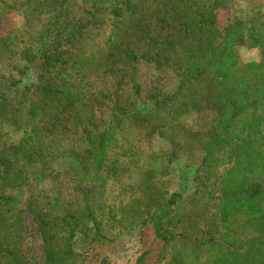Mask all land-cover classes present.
Here are the masks:
<instances>
[{
    "label": "trees",
    "instance_id": "16d2710c",
    "mask_svg": "<svg viewBox=\"0 0 264 264\" xmlns=\"http://www.w3.org/2000/svg\"><path fill=\"white\" fill-rule=\"evenodd\" d=\"M70 1L25 0L21 4L26 17L25 29L17 34L13 30L1 32L7 15L16 11L17 5L0 0V63L6 55L12 63L13 56L26 61V69L30 68L29 64L41 61L38 83L31 85L36 97L28 110L32 121V124L26 121L29 132L17 145H7L8 158L0 155V167H4L0 168V205L11 201L4 189L8 186L7 165H13V159H21L28 166L38 162L45 165L56 145L46 131L65 127L68 122L78 127L84 120L89 124L92 115L86 110L91 109L88 102L93 100L88 91L91 74L104 68L106 73L119 72L118 76L112 75L121 79L122 70L129 66V81L137 93L135 64L145 62L158 75L169 71L176 82L172 94H164L158 83L152 84L148 100L152 101L157 120L178 119L190 112L212 115L210 130L206 133L187 130L183 143L176 144L180 151L194 145L203 151L205 175L201 182L206 189L207 182L214 178L212 197L216 201L219 230H223V242L219 245L223 253L209 264H264V14L234 18L220 26L219 10L226 7V0H207L203 4L198 0H82L89 8L81 7V13L80 9L70 10ZM33 20H42L44 24L32 30ZM105 21L111 26L103 44L106 50L101 47L100 52L94 48L88 50L89 30ZM241 47L258 50L259 59L242 62ZM16 84L18 80L14 76L5 78L0 72V110L16 108L5 96L7 91L11 95L19 94V89L10 91L11 85ZM24 90L21 95H26L29 88ZM101 98L104 100L105 95L101 94ZM114 110L120 107L114 104ZM130 113L131 116L115 113L111 125L96 136V166L105 168L106 173L98 177L101 180L94 193L101 198L99 206L96 208L90 202L89 186L81 189L82 205L67 212L65 235L52 233L50 221L39 217L44 247L40 261L44 264L72 263L76 255L73 247L80 235L87 237L91 226L104 213L106 184L116 181L121 172L115 161H106L110 159L109 151L118 145L115 135L123 131L126 116L148 119L140 117L138 111ZM119 149L128 155L125 149L120 146ZM161 191L146 195L143 208H135L140 204L139 196L131 197L130 203H121L118 220L110 204L106 214L121 228L147 217L155 241L169 247L167 260L162 264H187L173 247L174 225L181 223V217L171 207L181 195L173 193L164 200ZM239 219L243 220L242 224L238 223ZM22 220V216L14 215L8 224L5 218L3 224L0 212V223L8 229L0 238V264L37 263L30 262L20 248ZM250 227L258 235L247 238L245 250L240 253L228 240ZM150 251L144 252L141 258Z\"/></svg>",
    "mask_w": 264,
    "mask_h": 264
},
{
    "label": "rangeland",
    "instance_id": "374dc122",
    "mask_svg": "<svg viewBox=\"0 0 264 264\" xmlns=\"http://www.w3.org/2000/svg\"><path fill=\"white\" fill-rule=\"evenodd\" d=\"M4 1L15 3L17 6L16 11L7 15L1 32L13 30L20 34L25 29L23 23L26 17L21 8L25 0ZM206 1L198 0L201 4ZM226 1V7L219 10L220 26L234 18L247 19L264 14V0ZM70 2L68 7L74 12L80 9L79 13H81V7L89 8L82 0ZM75 17L81 18L79 15ZM36 21L33 20L31 24L32 30L44 24L42 20ZM91 29L88 33L89 38L87 35L86 48L88 50L94 48L98 52H100L99 47L106 50L103 44L110 34V24L105 21L103 25ZM17 48L16 46L15 50ZM239 55L242 62H251L258 60L260 53L256 49L241 47ZM13 58L14 63L8 59V55L2 58L0 72L5 78L12 75L18 80V84L11 85L13 88L10 91L19 89L23 93L24 89L29 88V90L26 95H21L20 92L16 95L8 94L9 91L5 92L7 99L16 106L11 110H0V155L5 158H8V153L5 151L7 145H17L29 132L26 121L31 124L32 121L28 117V110L30 102L36 97L35 88L31 85L38 83L41 73V61L29 64L30 68L26 69L28 64L26 61H20L17 56ZM130 72L129 66L123 69L121 79L112 75L118 76L119 72L106 73L104 68L91 74L88 78L90 82L88 91L93 100L88 102L92 106L91 109L86 110L92 115L89 124L87 125L84 120L82 126L78 127L68 122L65 127H52L46 131L49 138L56 141V145L54 151L47 156L45 165L38 162L28 166L23 164L21 159H13V165H7L8 186L4 189V194L11 201L0 205V212L3 224L5 218V223L8 224L12 216H22L20 248L24 250V256L30 262L44 264L40 261L44 256V247L40 237L39 217L50 221L52 233L65 235L67 212H72L78 205H82L81 189L89 186L92 190L90 202L95 204L96 208L99 206L101 198L94 193L97 192V186L100 184L101 179L98 177L105 176L106 173H104L105 168L98 169L96 166V136L111 125L115 113L119 115L124 112L131 116V111H138L140 117L145 116L148 119L138 120L128 116L123 118V131L115 135V143L118 145L109 151L110 159L106 160L115 161V166H120L121 172L116 181L107 182V190L104 194L106 205L102 211L104 213H101L100 218L91 226L92 230L87 237L80 235V239L73 247V252L76 254L74 261L70 264H162L165 262L169 247L165 248L160 242L155 241L147 217L133 226L121 228L106 214L107 205L110 204V207H114L112 213L118 220L121 218V203H130L131 197L139 196L140 204L135 208H143L145 196L158 194L159 189H162L164 200H168L173 193L181 195L171 207L181 217V223L174 225L173 247L180 252L187 264H209L223 253L219 248L223 242V230H219L216 201L212 197L214 187H211V184L214 178L207 182L208 189L201 182L204 181L205 175L202 167L204 153L195 145L181 151L176 146L177 143H183L187 130H191L192 133H206L210 130L212 115L190 112L178 119L157 120L156 112L152 109V101L148 100V93L152 84L158 83L162 93L172 94L176 89L173 76L169 71L158 75L154 67L145 62L135 64V83L138 92L134 93L128 76ZM101 94L105 95L104 100ZM114 104L120 107V110H114ZM119 146L125 149L128 155H123ZM0 168L4 169L3 166ZM205 190H207L206 195L203 194ZM131 208L128 207V210ZM184 212L187 216H182ZM37 213L39 216L36 215ZM242 222L243 220L239 219L238 223L242 224ZM3 224L0 223V238L6 234L7 228ZM257 235L258 232L250 227L238 233L235 239L228 241L233 248H238L242 253L247 238ZM161 248H164V251ZM148 250L151 251L141 258V255Z\"/></svg>",
    "mask_w": 264,
    "mask_h": 264
}]
</instances>
